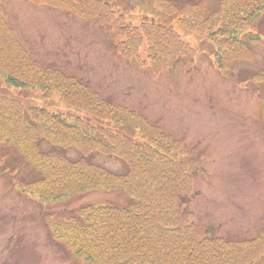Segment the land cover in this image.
Instances as JSON below:
<instances>
[{
  "label": "rangeland",
  "instance_id": "obj_1",
  "mask_svg": "<svg viewBox=\"0 0 264 264\" xmlns=\"http://www.w3.org/2000/svg\"><path fill=\"white\" fill-rule=\"evenodd\" d=\"M236 3L0 0V264H85L55 229L95 207L136 206L141 151L191 175L175 219L154 221L165 238L200 232L250 250L234 264H264V12L224 18ZM39 106L59 114L50 135L27 122ZM41 149L57 154L48 162ZM89 164L114 188L83 190L86 178L67 175ZM198 253L193 264H219Z\"/></svg>",
  "mask_w": 264,
  "mask_h": 264
},
{
  "label": "trees",
  "instance_id": "obj_2",
  "mask_svg": "<svg viewBox=\"0 0 264 264\" xmlns=\"http://www.w3.org/2000/svg\"><path fill=\"white\" fill-rule=\"evenodd\" d=\"M221 4H223L222 1ZM225 12L224 18L231 15V17L237 19V16H239L241 22L247 24L248 21L254 18V15L264 12V0H239V3L232 4L228 10L226 8ZM0 24L3 26L1 22ZM235 39H237L236 36L230 34V38L224 42ZM16 48L18 49L17 46ZM261 78L264 79V76ZM49 88L52 87L49 86ZM66 92L68 91L66 90ZM39 107L37 113L33 111L35 117L26 116L28 118L27 122L33 125L36 131L48 132V135H50L51 130H55V127L51 124V117L58 118L59 114L57 111L45 112L44 110H47L45 107ZM69 115L68 112H65L66 126L70 129L76 128L74 126L76 124L73 119L74 116L70 117ZM31 120L35 124H32ZM79 120H81L80 117ZM146 143L150 148H158L148 141ZM25 148L31 150L26 145ZM89 148H92V146ZM150 148L149 151L152 150ZM160 149L162 152H166L163 147ZM56 154L46 153L41 149L34 155H39L50 162ZM170 158H167L165 153L157 151H141L139 158L134 161L132 176L140 183L141 189L146 192L142 197L137 198L138 203H136V206L132 209L119 208L113 205L92 208L78 214V217L74 219H69L67 227H57L55 229L57 237L59 239L68 238L65 233L70 232L77 245L75 253L83 259L85 264H98L95 253H100L105 258L112 257L113 262L111 264H193V258L201 251L207 256L215 257L212 260L215 262V259H217L219 264H224L223 260L225 258L227 264H234L237 258L243 259L244 255L250 251L245 249L244 245L236 242L225 243L216 239H201L200 232L190 234L186 231L182 235H177L172 232L173 230H170V236L165 238L167 230L160 224H155L154 221H169L170 224L169 219H175L176 210L182 202V196L190 194L193 186L190 173L184 169V162L179 160L181 166L175 167L174 164L177 161L173 159L172 155ZM71 166L76 167L74 164ZM62 168H64L62 164H58L56 167L61 174H63ZM87 168L100 173L98 178L89 179L86 173ZM87 168L86 170L69 168L67 169V175H75L80 180L86 178L85 181L89 183L83 187V190L98 189L100 187H105L107 190L114 188L116 177L107 173V170L105 172L104 168H98L93 164H89ZM38 180L40 181V177L37 178ZM47 180L49 181L48 177L45 181ZM124 186L129 188L128 185ZM157 204H160L161 208L164 209L163 214L155 215V212L159 211L155 208ZM174 223L172 220V229L175 227ZM258 258L256 256L252 264Z\"/></svg>",
  "mask_w": 264,
  "mask_h": 264
}]
</instances>
